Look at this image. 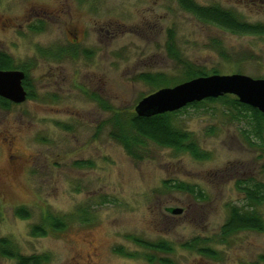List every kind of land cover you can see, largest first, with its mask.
Wrapping results in <instances>:
<instances>
[{
    "label": "rangeland",
    "instance_id": "obj_1",
    "mask_svg": "<svg viewBox=\"0 0 264 264\" xmlns=\"http://www.w3.org/2000/svg\"><path fill=\"white\" fill-rule=\"evenodd\" d=\"M193 1L264 24V0ZM74 36L89 57L39 55L70 46ZM0 52L16 68H28L26 91L33 95L0 106V238L22 255L48 256L47 264H264V233L220 239L230 207L249 209L241 188L264 185V133L256 134L250 113L218 102L174 118L209 155L203 161L150 141L135 158L111 135L116 115L130 119L158 91L141 75L178 83L188 65L207 77L216 71L264 80V36L203 23L179 0H0ZM19 208L31 218L16 217ZM257 209L264 219V204ZM48 214L86 215L90 222L75 219L63 232L32 236ZM194 240L216 257L184 249ZM0 264L16 262L0 257Z\"/></svg>",
    "mask_w": 264,
    "mask_h": 264
},
{
    "label": "trees",
    "instance_id": "obj_2",
    "mask_svg": "<svg viewBox=\"0 0 264 264\" xmlns=\"http://www.w3.org/2000/svg\"><path fill=\"white\" fill-rule=\"evenodd\" d=\"M181 8L191 13L199 21L216 26L222 30H226L235 35H252V36H264V24H250L241 20L235 13L229 10H225L218 6L202 7L194 3L193 0H179ZM37 31L42 28H35ZM170 53L178 58V55L173 47H169ZM80 54L89 57L91 52L79 51L77 47L68 46L57 48L56 50H39V55L45 58L55 59L61 61L65 58L76 59ZM186 73L184 80L176 83L170 81L163 74H144L141 75V79L144 83L151 85L154 89L160 90L161 88H167L169 86H178L182 83L191 81L196 78L207 77L208 74L200 69L192 66L185 65ZM20 69L25 73L26 78L24 80V87L28 91V68H16L13 60L4 53L0 52V70H16ZM213 75H217L218 72H212ZM33 95L28 92V99H31ZM225 102L234 108H237L243 112H248L251 115V121L253 128L257 135L260 137L264 133V115L259 111L241 104L237 98H231L230 96H224L218 99H208L200 103H193L186 108L163 115H158L152 118H140L136 114H133L130 119L122 121L119 116H115L114 129L112 131V138L121 144L128 154L137 158L140 148L146 141H150L159 147L165 149H172L176 152H184L190 154L195 160L203 161L208 160L209 155L202 152L194 140L193 135L190 132L183 131L175 125V117L181 112L189 108H198L204 106L207 103ZM13 104L0 98V106L8 109ZM181 189H188L190 193H194L193 188H186L181 185ZM245 195L248 210H242L236 206H232L229 209L228 217L221 229L220 239L223 243L227 242L230 238L241 232H257L264 233V219L260 214L259 208L264 204V185L254 184L241 188ZM16 217L22 220H28L31 218V214L27 208H19L15 213ZM83 219H79L76 216H71L67 220L66 218H60L51 214L42 218L41 224L34 226L31 229V235L34 237H46L50 232H63L68 228L69 222L75 219L87 224L90 219L83 215ZM134 242L144 248L154 251H160L163 253H171L173 248L165 243L152 244L135 239ZM207 243V240H203ZM200 240H194L188 244H185L184 249L196 252L201 256L208 258H215V252L209 247H200ZM117 252L123 256L132 257V254H127L124 250L119 249ZM0 257L15 261L16 264H47L49 257L45 255H22L15 245L7 238H0ZM168 264V262L161 261Z\"/></svg>",
    "mask_w": 264,
    "mask_h": 264
},
{
    "label": "water",
    "instance_id": "obj_3",
    "mask_svg": "<svg viewBox=\"0 0 264 264\" xmlns=\"http://www.w3.org/2000/svg\"><path fill=\"white\" fill-rule=\"evenodd\" d=\"M26 75L18 70H0V98L20 105L27 101L28 92L23 83ZM235 96L238 101L264 115V80L236 74L196 78L173 88H163L142 99L135 108L140 118L178 112L188 105L208 99ZM180 215L181 210H172Z\"/></svg>",
    "mask_w": 264,
    "mask_h": 264
},
{
    "label": "flooded vegetation",
    "instance_id": "obj_4",
    "mask_svg": "<svg viewBox=\"0 0 264 264\" xmlns=\"http://www.w3.org/2000/svg\"><path fill=\"white\" fill-rule=\"evenodd\" d=\"M41 26H43V25H41ZM76 36V35H75ZM73 37L74 39V41H73V43H71V46H73V47H77L78 46V42H79V40H78V38L77 37ZM60 48V47H59ZM62 48V47H61Z\"/></svg>",
    "mask_w": 264,
    "mask_h": 264
}]
</instances>
